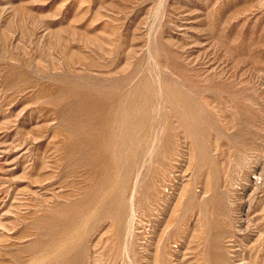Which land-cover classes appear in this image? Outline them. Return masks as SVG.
Returning a JSON list of instances; mask_svg holds the SVG:
<instances>
[{
  "label": "rangeland",
  "instance_id": "1",
  "mask_svg": "<svg viewBox=\"0 0 264 264\" xmlns=\"http://www.w3.org/2000/svg\"><path fill=\"white\" fill-rule=\"evenodd\" d=\"M50 237L76 264H264V0H0V264Z\"/></svg>",
  "mask_w": 264,
  "mask_h": 264
},
{
  "label": "bare ground",
  "instance_id": "2",
  "mask_svg": "<svg viewBox=\"0 0 264 264\" xmlns=\"http://www.w3.org/2000/svg\"><path fill=\"white\" fill-rule=\"evenodd\" d=\"M144 92V91H143ZM148 92V91H147ZM171 92V91H170ZM145 94V93H144ZM169 95V94H168ZM171 96V95H170ZM143 98V97H142ZM171 98V97H170ZM177 98V97H176ZM178 99V98H177ZM185 99V98H184ZM179 100V99H178ZM181 100V99H180ZM179 100V101H180ZM120 102V101H119ZM121 103V102H120ZM189 103V102H188ZM132 104V103H131ZM142 104V103H141ZM147 104V103H146ZM174 104V103H173ZM130 105V104H129ZM128 105V106H129ZM185 105V104H184ZM187 107V105H185ZM117 108V107H116ZM143 107H138L136 106L135 104H132L131 106H129V108H125V107H122L120 106L118 108V113L117 115L115 116L116 118H114V122L116 121V123L118 122L119 124V133L122 135V139H117L115 138V132H114V129H107V136L105 137L106 138V145L104 143L105 146H107V148L110 150V154H111V157H112V161H113V164L115 163V165L117 167H120L123 163H125V167L123 169L124 171V175L122 176V180L121 181L123 184L124 182H128L127 181V178H128V175H129V172L131 171L130 168H131V162L133 160V158H137V156L139 155H136L137 154V148H138V144H139V139H138V136L135 132V130L137 129L136 126H143V124L145 123L144 122V119L142 117V109ZM177 108V107H176ZM184 112V111H183ZM182 115V113H180ZM184 114V113H183ZM188 116V115H187ZM193 116V115H192ZM188 118V117H187ZM182 121V120H181ZM185 122V121H184ZM115 123V124H116ZM191 125V124H190ZM110 126V125H109ZM113 126V124H112ZM187 126V125H186ZM189 126V125H188ZM111 127V126H110ZM108 127V128H110ZM116 129V128H115ZM103 131H106V130H103ZM141 132V131H140ZM194 132V131H193ZM105 135H106V132H104ZM199 133V132H198ZM103 134V133H102ZM119 135V134H118ZM120 138V137H119ZM167 139V138H166ZM168 140V139H167ZM104 141V140H103ZM170 142V141H169ZM141 147V146H140ZM106 151V149H104ZM103 151V150H101ZM108 152V151H107ZM140 152V151H139ZM100 153V152H99ZM106 153V152H105ZM95 154V153H94ZM109 154V153H106V155ZM98 155V154H97ZM87 157V156H86ZM95 158V157H94ZM105 158V157H104ZM100 159V158H99ZM103 159V158H102ZM105 160V159H103ZM101 164V163H99ZM105 164V163H104ZM107 165H111V164H107ZM106 164L103 166L105 167ZM95 167V165H94ZM100 167V166H99ZM112 167V166H111ZM107 168V167H106ZM106 168H104V170H106ZM116 168V167H114ZM121 168V167H120ZM97 169V168H95ZM99 169V168H98ZM112 170V169H111ZM133 170V169H132ZM136 170V169H135ZM115 171V170H113ZM112 172V171H111ZM134 172V171H133ZM104 174L103 173L101 175V177L103 176L104 178ZM115 174V173H114ZM121 174V173H120ZM123 174V173H122ZM106 176V175H105ZM130 176V175H129ZM112 177V175H111ZM99 178V177H98ZM102 178V179H103ZM113 178V177H112ZM116 178V177H115ZM119 178V177H118ZM131 178V177H130ZM101 179V180H102ZM105 179V178H104ZM110 179V178H109ZM108 179V181H110ZM107 180V179H106ZM107 182V181H106ZM109 183V182H108ZM121 183V184H122ZM126 184V183H125ZM129 184V183H128ZM111 185H113L111 183ZM117 185V184H116ZM98 186V184H97ZM122 186V185H121ZM120 187V186H119ZM110 188V187H109ZM115 190L116 188L113 187ZM113 188H110V190H112ZM123 188V186H122ZM121 188V189H122ZM119 190V188H118ZM103 191V190H102ZM120 192V190H119ZM133 192V191H132ZM107 193V192H106ZM123 193V192H122ZM102 194V193H101ZM93 195V194H92ZM100 195V194H99ZM43 196V195H42ZM105 197V196H103ZM97 198V197H96ZM95 198V199H96ZM124 198V197H123ZM91 199V198H90ZM103 199H106L103 198ZM97 200V199H96ZM108 200V199H106ZM86 201V200H85ZM84 203H88L87 201ZM95 201V200H94ZM76 202V201H75ZM97 202V201H96ZM93 203V202H92ZM91 203V204H92ZM117 203V202H116ZM199 203V202H198ZM89 204V203H88ZM130 204V202H129ZM70 205H73V204H68V206ZM90 205V204H89ZM99 205V204H97ZM104 204L100 205V208L101 210H103V208L105 209V207L107 206V204ZM133 205V204H132ZM74 206V205H73ZM80 206V205H78ZM102 206V207H101ZM121 206V205H120ZM123 206V205H122ZM198 206V205H197ZM68 208V207H67ZM71 208V207H69ZM114 208V207H113ZM117 208V207H116ZM83 209V207H82ZM80 210V209H79ZM110 210V209H108ZM122 208L120 209V213L122 212ZM69 211V210H68ZM82 211V210H80ZM78 211V212H80ZM87 211V210H85ZM107 211V209H106ZM133 212V211H132ZM131 212V213H132ZM75 213V212H74ZM73 214V212H72ZM71 214V215H72ZM104 214V213H101V215ZM107 214V213H106ZM111 214V213H110ZM81 215V214H80ZM87 216V215H86ZM113 216V215H112ZM91 217V216H90ZM82 219V217H80ZM79 219V218H78ZM96 220V219H95ZM70 222V221H69ZM68 223V222H67ZM79 223V222H78ZM69 224V223H68ZM129 225V224H127ZM59 226V225H58ZM129 227V226H128ZM73 229H76L75 227ZM68 230H69V227H68ZM78 230V229H77ZM72 231H75V230H72ZM121 231V230H120ZM55 233V232H54ZM89 233V232H88ZM67 236V235H66ZM81 238V237H80ZM53 238L50 237L48 240H47V243L49 246H52V255H51V258H50V261L51 262H48L47 264H76L75 263V260L73 259V255L70 253V251L72 250L73 248V244H71L72 242H68L67 243V246L64 247L63 245H57V246H54V242L52 240ZM68 240V238H67ZM61 241V240H60ZM80 241V240H79ZM57 242V241H56ZM80 243V242H79ZM53 244V245H52ZM65 245V243H64ZM81 245V244H79ZM79 252V251H78ZM45 255V254H44ZM55 257V258H53ZM61 257V258H59ZM59 258V259H57Z\"/></svg>",
  "mask_w": 264,
  "mask_h": 264
}]
</instances>
